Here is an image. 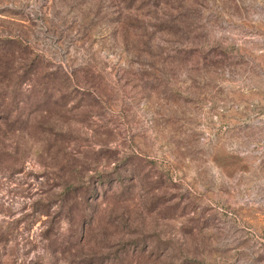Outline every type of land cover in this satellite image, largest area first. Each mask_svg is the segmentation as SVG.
Wrapping results in <instances>:
<instances>
[{
    "label": "rangeland",
    "instance_id": "rangeland-1",
    "mask_svg": "<svg viewBox=\"0 0 264 264\" xmlns=\"http://www.w3.org/2000/svg\"><path fill=\"white\" fill-rule=\"evenodd\" d=\"M0 264H264V0H0Z\"/></svg>",
    "mask_w": 264,
    "mask_h": 264
}]
</instances>
